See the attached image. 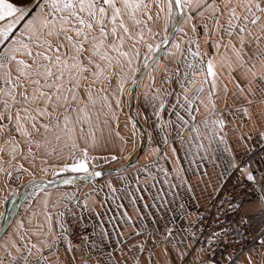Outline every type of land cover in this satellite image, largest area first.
<instances>
[{
    "label": "snow or ice",
    "instance_id": "6c2138e0",
    "mask_svg": "<svg viewBox=\"0 0 264 264\" xmlns=\"http://www.w3.org/2000/svg\"><path fill=\"white\" fill-rule=\"evenodd\" d=\"M253 133L264 0H0V264H264ZM225 154L232 190L187 219Z\"/></svg>",
    "mask_w": 264,
    "mask_h": 264
},
{
    "label": "crops",
    "instance_id": "0c3cea01",
    "mask_svg": "<svg viewBox=\"0 0 264 264\" xmlns=\"http://www.w3.org/2000/svg\"><path fill=\"white\" fill-rule=\"evenodd\" d=\"M128 112V109H127ZM126 112V113H127ZM121 120V134L124 135L126 134L127 130L123 128V123L125 122V115L121 114L120 117ZM141 124L147 127V125L144 124L143 119H141ZM250 146L256 147L258 149L261 145H264V140H262L260 137L256 136L255 133H253V139L249 141ZM183 155V153H181ZM227 155L225 154L224 156L218 158L216 160L215 166H213L212 163H206L201 166V171L200 173L197 174L196 177L191 178L192 179V186L193 190L188 191L186 188H182L181 195H182V200L186 203L189 204L192 215L189 216L187 219L189 220H194L196 218V213L197 211H200L203 207L207 206L210 204L215 198H218L216 193L213 192V188L217 186V174H222V178L220 180V183L225 184V188L228 190L231 186L235 184V177L233 176L230 180H228V176L231 173V169L228 168L227 165ZM187 166V165H185ZM195 167V166H194ZM207 171V175L204 176V182L203 183H198L197 181L200 178V175L204 172ZM16 174H13V177L10 179L9 183L12 187L14 188H19L23 184L27 183V181L30 179V177L26 174L22 175V179L17 181L15 179ZM3 178L0 177V180ZM225 181H227L225 183ZM87 187L82 188V191H87ZM61 191H71L70 186L66 187H61ZM58 194V193H57ZM220 195H223V192H220ZM171 198V197H170ZM253 199H255V195L253 194L252 196ZM97 201H102L103 200V195H100L96 197ZM97 211H103L104 209L100 207V203H97L95 205ZM85 216H88V213H85ZM94 219L90 220V222H93ZM180 226V223L177 222V227ZM248 226L246 225V228ZM264 230L262 229V225L260 222V218L258 215H255L252 219L251 222V229H249V236L253 235H258V233ZM247 254V253H246ZM245 254V255H246ZM158 261L161 259V257H157ZM243 260V256L241 257V261ZM189 264H191V261H189ZM240 264V262H238Z\"/></svg>",
    "mask_w": 264,
    "mask_h": 264
},
{
    "label": "built area",
    "instance_id": "2783aa9c",
    "mask_svg": "<svg viewBox=\"0 0 264 264\" xmlns=\"http://www.w3.org/2000/svg\"><path fill=\"white\" fill-rule=\"evenodd\" d=\"M259 149V148H258ZM257 149V152H258ZM233 186H231L228 190L231 191ZM222 196V195H221ZM219 205V199L215 198L210 204L203 207L199 212L204 217V223L211 224L212 223V216L215 214L216 207ZM246 227V226H245ZM251 236H249V240L251 241ZM246 254V253H245ZM244 254V255H245ZM219 258V256H218Z\"/></svg>",
    "mask_w": 264,
    "mask_h": 264
},
{
    "label": "water",
    "instance_id": "95a60500",
    "mask_svg": "<svg viewBox=\"0 0 264 264\" xmlns=\"http://www.w3.org/2000/svg\"><path fill=\"white\" fill-rule=\"evenodd\" d=\"M25 184H23L22 186H20L18 189L21 190V191H23V187H24ZM61 187H66V186L61 185ZM20 200H22V196L17 198V204H16L17 207H20ZM7 206L8 207H12V204L9 203Z\"/></svg>",
    "mask_w": 264,
    "mask_h": 264
},
{
    "label": "rangeland",
    "instance_id": "374dc122",
    "mask_svg": "<svg viewBox=\"0 0 264 264\" xmlns=\"http://www.w3.org/2000/svg\"><path fill=\"white\" fill-rule=\"evenodd\" d=\"M127 112V107L125 108V113Z\"/></svg>",
    "mask_w": 264,
    "mask_h": 264
}]
</instances>
